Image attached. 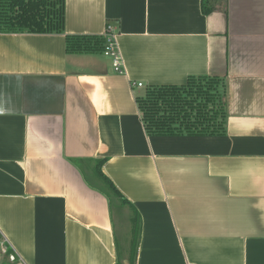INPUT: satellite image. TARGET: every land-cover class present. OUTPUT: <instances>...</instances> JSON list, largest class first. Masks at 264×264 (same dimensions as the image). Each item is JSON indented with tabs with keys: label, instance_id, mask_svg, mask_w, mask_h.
Segmentation results:
<instances>
[{
	"label": "crops",
	"instance_id": "0c3cea01",
	"mask_svg": "<svg viewBox=\"0 0 264 264\" xmlns=\"http://www.w3.org/2000/svg\"><path fill=\"white\" fill-rule=\"evenodd\" d=\"M206 2L65 0L64 34L0 33V264H129L134 213L136 264H264V0ZM109 26L122 75L67 52ZM192 76L225 79L226 133L148 135L137 95Z\"/></svg>",
	"mask_w": 264,
	"mask_h": 264
},
{
	"label": "trees",
	"instance_id": "16d2710c",
	"mask_svg": "<svg viewBox=\"0 0 264 264\" xmlns=\"http://www.w3.org/2000/svg\"><path fill=\"white\" fill-rule=\"evenodd\" d=\"M65 0H0V33L64 34ZM211 8L203 0V12ZM105 37L66 36L69 54H103ZM145 130L150 136H221L226 133V82L219 76L189 77L183 85L148 87L136 97ZM103 161L97 162L98 175L105 182L108 195L123 199L117 188L101 171ZM131 254L129 264H136L141 223L134 213L131 217ZM120 258V257H119ZM117 264H122L119 260Z\"/></svg>",
	"mask_w": 264,
	"mask_h": 264
},
{
	"label": "built area",
	"instance_id": "2783aa9c",
	"mask_svg": "<svg viewBox=\"0 0 264 264\" xmlns=\"http://www.w3.org/2000/svg\"><path fill=\"white\" fill-rule=\"evenodd\" d=\"M106 45L104 48L103 55L112 60V66L115 73L122 75L125 74V67L123 58L117 47V33L115 32L114 27L109 26L106 32ZM135 85V84H134ZM137 87H143L142 83L136 84ZM1 253L3 255H7L11 263H17L20 257L16 252H10L9 245L6 240H2L1 242Z\"/></svg>",
	"mask_w": 264,
	"mask_h": 264
},
{
	"label": "rangeland",
	"instance_id": "374dc122",
	"mask_svg": "<svg viewBox=\"0 0 264 264\" xmlns=\"http://www.w3.org/2000/svg\"><path fill=\"white\" fill-rule=\"evenodd\" d=\"M141 95H144V92H142ZM117 203H118V205L117 206H114V210L113 211H114L115 221L117 223H119V220L121 218L128 219L132 215V213H131V210L129 208H127V207L120 208V203L118 201H117ZM131 217H133V216H131ZM125 224H127V221H125ZM129 237H130V226H129V234H128V239L130 240ZM123 256H126V255H123Z\"/></svg>",
	"mask_w": 264,
	"mask_h": 264
}]
</instances>
